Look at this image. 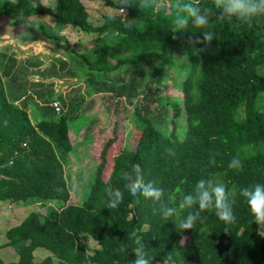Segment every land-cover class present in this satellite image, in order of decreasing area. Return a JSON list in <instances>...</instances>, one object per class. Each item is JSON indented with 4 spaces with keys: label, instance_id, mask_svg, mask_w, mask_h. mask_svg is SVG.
<instances>
[{
    "label": "trees",
    "instance_id": "obj_1",
    "mask_svg": "<svg viewBox=\"0 0 264 264\" xmlns=\"http://www.w3.org/2000/svg\"><path fill=\"white\" fill-rule=\"evenodd\" d=\"M55 1L54 12L42 0H0V15L16 27L35 23L33 18L38 16L53 17V31L41 24L43 33L57 44L64 41L62 48L83 57L95 90L90 95L110 92L105 95L108 111L123 119L133 113L140 138L134 147L113 157L105 180L109 149L116 137L107 139L86 201L80 206L70 204L61 156L73 150L70 125L91 106L84 97L67 101L58 97L66 110L57 115L50 105L55 99L42 100L46 90L41 83L35 103L43 116L34 122L28 97L22 104L18 103L22 97L8 99L4 79L13 78V73L2 65L0 52V202L21 204L34 199L41 207L50 201L59 206L48 215L31 212L6 232L5 246L14 247L19 256L13 264H53L54 258L59 264H131L132 250L141 243L153 264H161L169 253L174 264H264V225L254 222L239 195L241 188L264 183V74L260 73L264 17L251 25L217 22L213 17L214 40L205 46L194 43L203 33L191 26L173 39L169 28L174 10L142 13L135 7L138 0H133L127 16L141 18L145 25L128 30L119 15H106L100 26H93L83 1L94 0ZM106 2L112 9L119 7ZM200 6L211 8L212 0H200ZM109 16H116L115 21L108 22ZM69 26L96 36L90 55L78 53L60 35ZM177 59L190 61L191 69L179 88L182 96H165L164 66ZM167 148H173L175 155H168ZM213 153L217 163L209 166ZM233 157L242 161V170L228 168ZM132 164L141 166L145 181H159L169 204H178L202 177L224 183L234 190L236 222L225 232L226 225L210 210L202 213L203 224L180 232L173 220H164L154 211L158 205L127 191L117 208H107L106 189L123 190L121 172ZM64 208L69 214L60 213ZM89 239L97 245L94 250ZM125 246L127 251L120 252ZM39 248L52 256L36 262L34 252ZM0 264H6L1 257Z\"/></svg>",
    "mask_w": 264,
    "mask_h": 264
},
{
    "label": "rangeland",
    "instance_id": "obj_2",
    "mask_svg": "<svg viewBox=\"0 0 264 264\" xmlns=\"http://www.w3.org/2000/svg\"><path fill=\"white\" fill-rule=\"evenodd\" d=\"M111 1L119 5V0ZM42 3L45 7L56 11L55 0H42ZM83 3L93 26H100L106 15H118L116 9L107 6L106 0L83 1ZM33 20L36 21L33 24L16 27L6 16L0 15L2 65H8L13 73V78L4 79L7 96L11 101L28 96L27 99L31 101L36 91L42 88L40 84L44 83L45 89L43 90H46V94L43 101L58 97L66 101L69 97H76L80 100L84 97L87 104H90V111L70 125L73 150L65 156L60 155L71 189L70 203L80 206L86 201L96 176L104 142L116 137V141L109 149L107 165L103 173L104 179L107 180L112 171L113 157L123 149L134 147L140 138V133L136 129L133 113L127 119H123L122 115L114 117L108 111V96L90 95L95 93V90H93L92 81L89 82L87 79L89 75H87L88 71L84 66L83 57L62 48L64 41L57 44L43 33L41 24L53 31L55 19L51 16H38ZM60 35L65 37L69 46L75 47L78 53L90 55L96 44V36L78 33L70 26L63 29ZM177 60V62L174 61L164 66L165 96H182L179 88L191 69V63L188 60ZM260 73L264 74V65L260 68ZM59 98L57 100H60ZM29 106L32 119L34 122L38 121V117L43 116L41 109L34 101ZM40 205L35 203L34 199L21 204L1 202L0 219L8 218L9 223L6 226L12 228L20 223V221L14 223L12 220V214L17 208L20 210L22 206H25L26 209L21 213V219H24L31 212L48 215L58 210L59 207L57 202L52 201L46 202L44 207ZM60 213L69 214L66 208ZM5 234L6 232L3 236L8 239ZM89 240L88 245L91 250H94L97 245L91 239ZM183 243H187V239H184ZM0 257L5 262L19 259L14 247L0 249Z\"/></svg>",
    "mask_w": 264,
    "mask_h": 264
},
{
    "label": "clouds",
    "instance_id": "obj_3",
    "mask_svg": "<svg viewBox=\"0 0 264 264\" xmlns=\"http://www.w3.org/2000/svg\"><path fill=\"white\" fill-rule=\"evenodd\" d=\"M133 7V0H119V7L116 12L126 20L128 30L144 27L145 21L141 18L129 19L127 9ZM142 13H168L174 10L171 27L173 39L176 33L188 31L189 26L202 32L203 35L197 38L194 43H203L208 46L214 40V33L211 31V21L215 17L217 22L234 21L240 25H251L254 19L264 17V0H212L211 8H202L200 0H138L135 5ZM116 16H109L108 22H114ZM204 51V49H200ZM111 95L110 92L102 93ZM139 97L134 98V103ZM170 156L175 155L173 148H167ZM216 154L209 156L208 165L215 166ZM228 168L242 170L243 163L238 157H233ZM123 190L119 187L106 189L108 197L107 208H117L124 200V191L132 196L141 195L158 205L157 209L164 220H173L177 230L180 232L191 231L198 223H204L202 215L205 211L214 210L216 217L227 226L236 222L234 212V190L229 189L224 183L202 177L194 185L191 192L181 195L178 204L165 202V189L160 186L159 181L153 179L145 181L143 170L139 164H132L128 170L121 172ZM239 195L247 203L254 222L257 225H264V183H254L248 187L241 188ZM171 199V197H169ZM120 252L127 251L126 246ZM135 259L131 264H153V260L145 251L141 243L139 247L132 250ZM161 264H174L173 253H169Z\"/></svg>",
    "mask_w": 264,
    "mask_h": 264
},
{
    "label": "crops",
    "instance_id": "obj_4",
    "mask_svg": "<svg viewBox=\"0 0 264 264\" xmlns=\"http://www.w3.org/2000/svg\"><path fill=\"white\" fill-rule=\"evenodd\" d=\"M37 82H39V80L37 81ZM44 84V83H43ZM44 88H45V86H44ZM40 89H42V88H40ZM26 97H28V96H26ZM34 97V99L33 100H31L30 101V99H29V102L31 103L32 101H34V102H36L37 101V94H35V96H33ZM58 99V98H57ZM24 100V96L21 98V100L18 102L19 104L21 103L22 104V101ZM29 103V104H30ZM29 104H28V106H29ZM29 109H30V106H29ZM28 109V111H29V113H30V115H31V117H32V111L31 110H29ZM33 118V117H32ZM38 118H40V117H38ZM71 201V200H70ZM1 203V202H0ZM38 204H40V203H38ZM42 204V203H41ZM71 204V203H70ZM46 205V204H45ZM44 205V206H45ZM49 205V204H48ZM51 205V204H50ZM44 206H42V207H44ZM26 208H25V206H22L21 208H20V210L17 208L14 212H13V214H12V216H13V222L15 223V222H19L20 221V223L25 219H21V213L25 210ZM8 218H6V219H4V220H1L0 219V249H5V247H7V246H5L6 245V243H8V239H5V237L3 236V233H5V232H7L9 229H10V227L11 226H9V227H7L6 226V224H8L9 222H8ZM19 223V224H20ZM18 224V225H19ZM6 235V234H5ZM97 248V247H96ZM39 249H43V248H39ZM39 249H37V250H39ZM35 251L34 252V257H35V261L36 262H41L42 260H44L45 258H47V257H49V256H52V254H51V252L50 251H48V250H39V251ZM8 255H9V253H8ZM3 260V259H2ZM19 260V259H18ZM18 260H15V261H9V262H5L4 260V262L6 263V264H13V263H16V262H18ZM53 264H59V261L57 260V259H53Z\"/></svg>",
    "mask_w": 264,
    "mask_h": 264
},
{
    "label": "built area",
    "instance_id": "obj_5",
    "mask_svg": "<svg viewBox=\"0 0 264 264\" xmlns=\"http://www.w3.org/2000/svg\"><path fill=\"white\" fill-rule=\"evenodd\" d=\"M51 107L54 108L55 112L57 115H61L62 113L65 112V106L63 105V102L60 100L55 99L50 103Z\"/></svg>",
    "mask_w": 264,
    "mask_h": 264
}]
</instances>
